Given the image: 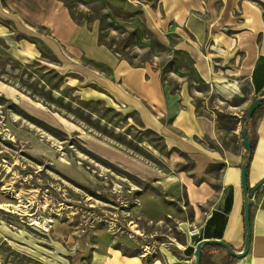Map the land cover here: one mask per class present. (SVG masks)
I'll return each mask as SVG.
<instances>
[{"label": "rangeland", "instance_id": "374dc122", "mask_svg": "<svg viewBox=\"0 0 264 264\" xmlns=\"http://www.w3.org/2000/svg\"><path fill=\"white\" fill-rule=\"evenodd\" d=\"M60 1L129 63L158 70L165 83L190 82L204 105L218 102L196 74L205 46L191 47L187 32L161 28L136 0ZM53 65L42 52L13 56L0 41V264L84 263L111 248L152 257L183 243L193 208L181 188L155 177L190 160L180 155L173 165L162 137L135 113L80 99ZM145 191L157 210L137 209Z\"/></svg>", "mask_w": 264, "mask_h": 264}, {"label": "crops", "instance_id": "0c3cea01", "mask_svg": "<svg viewBox=\"0 0 264 264\" xmlns=\"http://www.w3.org/2000/svg\"><path fill=\"white\" fill-rule=\"evenodd\" d=\"M136 2L161 28L187 32L191 47L205 46L196 74L218 102L204 105L190 82L165 83L158 70L129 63L99 41L94 26L76 22L60 0H0V41L13 56L36 59L42 52L53 58V66L80 99L102 100L135 113L145 129L162 137L173 165L182 163L180 155L192 164L155 179L161 186L183 190L193 208L189 222L196 235L152 257L145 250L123 253L111 248L92 251L84 263L67 264H192L201 239L221 240L237 252L245 246L240 131L250 104L264 95V0ZM207 109L216 112L215 117ZM223 116L232 125L223 124ZM247 133L252 142L246 178L250 190L264 178V104ZM247 200L251 206L246 253L237 258L211 244L203 248L201 264H264V183ZM159 205L157 196L145 191L137 209L153 212Z\"/></svg>", "mask_w": 264, "mask_h": 264}, {"label": "water", "instance_id": "95a60500", "mask_svg": "<svg viewBox=\"0 0 264 264\" xmlns=\"http://www.w3.org/2000/svg\"><path fill=\"white\" fill-rule=\"evenodd\" d=\"M262 102H264V95L256 97L252 101V103L250 104L249 108L247 109L245 115L242 118L243 126H242V129L240 131V134H241V138H242V146L244 149V152H243L244 159L246 158L247 155H249L251 153V142L249 140L248 133H247L248 132V128H247L248 120L252 117L254 111L256 110V108H258L261 105ZM245 169H246V164L243 163V165L241 167V184H242L243 195L245 196L244 222L247 225L244 249L242 251L237 252L221 240H218V239H201L195 245L194 252H193L194 261L192 264H199L200 257H201V246L205 245V244H216L218 246H221L230 255L237 257V258L242 257L246 253L248 246H249V242H250V227H249L250 216H249V214H250V206H251V201L247 200V198L251 197L253 192L256 189H258L264 183V178L262 180H260L257 184H255V186H253L250 190H248L247 182H246V170Z\"/></svg>", "mask_w": 264, "mask_h": 264}, {"label": "trees", "instance_id": "16d2710c", "mask_svg": "<svg viewBox=\"0 0 264 264\" xmlns=\"http://www.w3.org/2000/svg\"><path fill=\"white\" fill-rule=\"evenodd\" d=\"M4 61H5V60H4ZM58 76H59V75H58ZM59 78H60V81H61V80L63 79L62 75H60ZM52 87H53V86H52ZM263 104H264V102H262L261 105H260L258 108H256V110H258ZM256 110L254 111L252 117L249 119V121H248L249 124L247 125V128H248L249 125L252 123ZM251 143H252V142H251ZM252 146H253V145H252ZM251 155H252V153H250L249 155H247L246 158L244 159V163L246 164V169H245V170H246V178H247V176H248V172H249V162H250V157H251ZM249 227H250V224H249ZM246 228H247V225L245 224V236H246ZM211 246H212L211 244H205V245L202 246V248H201V257H200L199 264H201V261H202V257H203L202 250H203V248L211 247Z\"/></svg>", "mask_w": 264, "mask_h": 264}, {"label": "built area", "instance_id": "2783aa9c", "mask_svg": "<svg viewBox=\"0 0 264 264\" xmlns=\"http://www.w3.org/2000/svg\"><path fill=\"white\" fill-rule=\"evenodd\" d=\"M198 232H197V230L195 229V228H191V230L189 231V235H191V236H194V235H196Z\"/></svg>", "mask_w": 264, "mask_h": 264}]
</instances>
